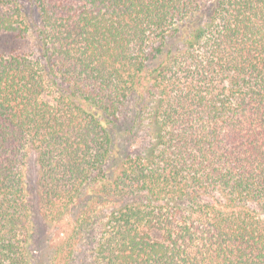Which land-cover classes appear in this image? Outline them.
<instances>
[{
	"label": "trees",
	"instance_id": "1",
	"mask_svg": "<svg viewBox=\"0 0 264 264\" xmlns=\"http://www.w3.org/2000/svg\"><path fill=\"white\" fill-rule=\"evenodd\" d=\"M0 264H264V0H0Z\"/></svg>",
	"mask_w": 264,
	"mask_h": 264
},
{
	"label": "rangeland",
	"instance_id": "2",
	"mask_svg": "<svg viewBox=\"0 0 264 264\" xmlns=\"http://www.w3.org/2000/svg\"><path fill=\"white\" fill-rule=\"evenodd\" d=\"M33 42H34V38H33V36L30 35V36H28L26 41L24 43H22V46L25 49L30 48L32 46ZM47 99L52 101L53 98L50 96ZM37 178H38V169H37L35 161L32 160V162H30V166H29V170H28L29 191H30V195H31V203H32L34 213H35L37 232L39 234H44L46 231V227H45L44 223L42 222V218H41L40 212H39V200H38V196H37Z\"/></svg>",
	"mask_w": 264,
	"mask_h": 264
}]
</instances>
